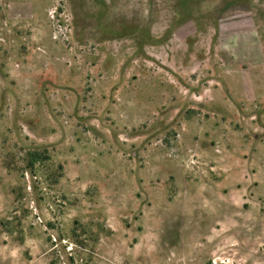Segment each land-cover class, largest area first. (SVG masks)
Returning a JSON list of instances; mask_svg holds the SVG:
<instances>
[{
  "label": "rangeland",
  "instance_id": "rangeland-1",
  "mask_svg": "<svg viewBox=\"0 0 264 264\" xmlns=\"http://www.w3.org/2000/svg\"><path fill=\"white\" fill-rule=\"evenodd\" d=\"M0 264H264V0H0Z\"/></svg>",
  "mask_w": 264,
  "mask_h": 264
}]
</instances>
